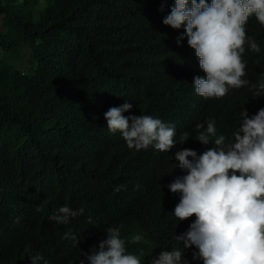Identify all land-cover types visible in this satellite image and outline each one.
Listing matches in <instances>:
<instances>
[{"label": "trees", "instance_id": "trees-1", "mask_svg": "<svg viewBox=\"0 0 264 264\" xmlns=\"http://www.w3.org/2000/svg\"><path fill=\"white\" fill-rule=\"evenodd\" d=\"M172 4L0 0V180L13 171L18 155L33 151L47 168L36 175L14 173L24 191L42 196V211L23 217L17 240L22 247L0 264H31L28 256L36 253L48 264H77L79 251L96 246L108 226L120 228L127 250L143 248L141 264H150V256L170 250L173 236L187 228L188 222L179 225L171 216L166 185L181 173L173 153L214 147L211 140H194V125L206 119L214 120L228 143L239 113L251 115L264 106V93L253 97L264 73V27L254 18L245 25L246 36L260 46L252 52L244 45L242 78L249 85L202 100L191 86L194 75H204L193 50H185L186 41L177 46L158 22ZM23 54L29 55L26 61L19 59ZM117 99L168 119L177 144L160 154L127 148L103 118V107ZM20 163L30 169L25 158ZM1 199L0 226L19 216L18 206ZM62 205L83 213L66 224L49 221ZM65 232L77 243L62 239ZM134 234L142 240L127 243ZM185 252L191 257L192 248Z\"/></svg>", "mask_w": 264, "mask_h": 264}, {"label": "clouds", "instance_id": "clouds-1", "mask_svg": "<svg viewBox=\"0 0 264 264\" xmlns=\"http://www.w3.org/2000/svg\"><path fill=\"white\" fill-rule=\"evenodd\" d=\"M249 18L264 27V0H173L168 13L158 21L165 32L173 35L177 46L182 47L180 42L186 41L185 50H193L198 68L204 73L194 75L191 82L199 99L220 98L231 89L249 85L242 78L244 45L260 52L259 44L245 33ZM261 93L264 73L255 84L253 97ZM123 101L107 103L103 118L107 130L119 132L127 148L160 154L177 144L173 139L175 126L168 119ZM239 117L228 143H224V135L217 134L214 120L206 119L194 125V140L202 145L211 140L214 147L199 154L188 148L173 153L175 168L181 173L166 185L171 216L179 225L189 224L173 236L170 250L161 248L150 256V264H188L191 258L198 264H264V106L251 115L244 109ZM41 157L36 151L18 155L13 171L0 180V203L4 196L19 211V216L0 226V260L4 263L22 247L17 240L25 229L23 217L42 211V196L24 191L14 173L36 175L38 168H46ZM21 158L26 159L30 169L23 167ZM82 213L83 208L73 210L62 205L48 215V220L66 224L70 217ZM64 238L77 243V237L69 232ZM141 240L140 234H134L127 243ZM190 247L191 257L185 252ZM144 254L143 248L127 250L120 228L108 226L96 246L79 251L77 264H141ZM28 257L31 264H48L40 253Z\"/></svg>", "mask_w": 264, "mask_h": 264}, {"label": "rangeland", "instance_id": "rangeland-1", "mask_svg": "<svg viewBox=\"0 0 264 264\" xmlns=\"http://www.w3.org/2000/svg\"><path fill=\"white\" fill-rule=\"evenodd\" d=\"M28 57H29V55H25V54H23L19 59H20L21 61H26V60L28 59Z\"/></svg>", "mask_w": 264, "mask_h": 264}, {"label": "bare ground", "instance_id": "bare-ground-1", "mask_svg": "<svg viewBox=\"0 0 264 264\" xmlns=\"http://www.w3.org/2000/svg\"><path fill=\"white\" fill-rule=\"evenodd\" d=\"M35 165H40V164H35ZM41 168H42V169H44V167H43V166H41Z\"/></svg>", "mask_w": 264, "mask_h": 264}, {"label": "water", "instance_id": "water-1", "mask_svg": "<svg viewBox=\"0 0 264 264\" xmlns=\"http://www.w3.org/2000/svg\"><path fill=\"white\" fill-rule=\"evenodd\" d=\"M34 191H38V190H34Z\"/></svg>", "mask_w": 264, "mask_h": 264}]
</instances>
